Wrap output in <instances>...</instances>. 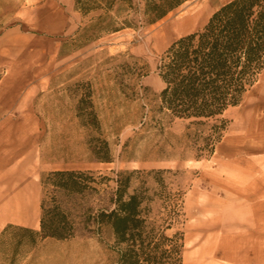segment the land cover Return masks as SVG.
Returning a JSON list of instances; mask_svg holds the SVG:
<instances>
[{
	"label": "rangeland",
	"instance_id": "rangeland-1",
	"mask_svg": "<svg viewBox=\"0 0 264 264\" xmlns=\"http://www.w3.org/2000/svg\"><path fill=\"white\" fill-rule=\"evenodd\" d=\"M227 1L188 0L148 24L142 0H134L139 10L118 15L114 27L125 18L136 26L98 32L93 18L104 10L83 13L77 0H0V118L7 110L31 114L39 130L18 145L35 149L41 182L50 171L81 170L88 186L76 194L42 184L47 207L61 205L75 235L33 244L11 229L0 239V264H119L112 228L99 233L93 216L112 206L121 173L132 177L130 192L149 188L151 221L161 224L179 208L167 234L184 233L183 264H264V69L226 111L228 127L212 154L201 149L210 124L190 125L160 109L164 52ZM201 9L208 10L202 19L179 26ZM92 110L99 128L79 115ZM98 137L111 161L94 154ZM64 164L79 168L57 169Z\"/></svg>",
	"mask_w": 264,
	"mask_h": 264
},
{
	"label": "trees",
	"instance_id": "trees-1",
	"mask_svg": "<svg viewBox=\"0 0 264 264\" xmlns=\"http://www.w3.org/2000/svg\"><path fill=\"white\" fill-rule=\"evenodd\" d=\"M187 1L142 0L144 21L153 24ZM117 3H120L118 14L113 16L111 12ZM77 6L83 13L104 10L93 18L96 23L92 28L98 32L136 26L125 18L122 27H114L118 15L139 10L134 0H77ZM263 69L264 0H228L201 29L177 38L164 52L158 67L165 83L159 94L160 109L173 117L189 120L190 125L210 124L211 132L204 138L205 146L201 149L207 148L212 154L228 127L226 111L242 102ZM79 115L87 119V124L99 128L93 110L86 116ZM96 140L101 147L93 145L94 154L99 160L111 161L108 142L100 137ZM85 176L86 172L81 170H54L42 177V184L52 185L57 191L82 194L88 187ZM119 176L110 200L112 206L98 209L93 216L99 233L105 226L112 228L119 264H183L184 233L167 234L178 220L179 208L176 206L161 217V224L151 221L149 203L153 196L148 194L149 188L143 185L130 192L131 175ZM160 183L166 187L163 180ZM53 199L57 202L56 197ZM42 210L40 230L11 225L5 228L1 238L11 229L30 234L33 244L38 239L63 240L75 235V227L61 205L47 207L43 200Z\"/></svg>",
	"mask_w": 264,
	"mask_h": 264
},
{
	"label": "crops",
	"instance_id": "crops-1",
	"mask_svg": "<svg viewBox=\"0 0 264 264\" xmlns=\"http://www.w3.org/2000/svg\"><path fill=\"white\" fill-rule=\"evenodd\" d=\"M31 114L7 110L0 118V238L8 226L41 229L43 188L41 161L32 147L18 145L25 133L39 130ZM23 141L21 140V143ZM79 168L64 164L57 169ZM46 240L60 239L48 237Z\"/></svg>",
	"mask_w": 264,
	"mask_h": 264
},
{
	"label": "bare ground",
	"instance_id": "bare-ground-1",
	"mask_svg": "<svg viewBox=\"0 0 264 264\" xmlns=\"http://www.w3.org/2000/svg\"><path fill=\"white\" fill-rule=\"evenodd\" d=\"M206 4V3H205ZM211 5V4H210ZM212 6V5H211ZM208 11V10H207ZM207 11H205L204 9H201L198 13H196L194 15L193 18H183L181 21H180V24L179 26L185 28L187 26H189L191 24V22L193 23L194 20H198V19H202L204 16H205V13H207ZM177 30V29H176ZM163 81V80H162ZM222 209V208H221ZM224 210V209H223ZM222 213V212H221ZM229 216V214H228ZM219 251V250H218ZM209 261V260H208ZM213 261V260H212ZM210 262V261H209Z\"/></svg>",
	"mask_w": 264,
	"mask_h": 264
}]
</instances>
